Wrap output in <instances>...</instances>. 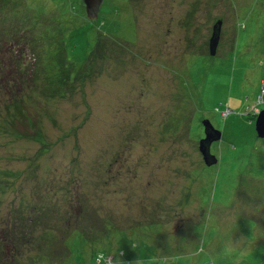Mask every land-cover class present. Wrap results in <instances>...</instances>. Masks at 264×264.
Segmentation results:
<instances>
[{
  "label": "rangeland",
  "instance_id": "374dc122",
  "mask_svg": "<svg viewBox=\"0 0 264 264\" xmlns=\"http://www.w3.org/2000/svg\"><path fill=\"white\" fill-rule=\"evenodd\" d=\"M10 1L25 16L49 13L48 25L61 34L53 30L57 37L51 32L45 43L38 24L27 35L22 15L15 20L22 28L18 44L12 46L10 33L0 48L3 71L22 73L25 86L14 88V98L28 93L40 100L35 106L47 103L54 113L53 119L41 113L40 138L34 127L21 134L8 123L10 95L0 94L6 122L0 121V218L10 204L29 211L36 199L57 201L61 214L80 204L83 231L111 248L98 264H264V138L253 120L264 108V0H103L94 20L83 0ZM95 35L103 56L72 84L31 77L43 69L44 56L52 59L55 40L78 65ZM10 72L2 74L8 87ZM37 82L49 99L30 93ZM204 120L221 132L210 146L217 157L211 166L198 150ZM7 172L17 184L3 185L11 181ZM50 219L29 225L30 235L21 222L19 264H81L76 247L53 263L62 253L49 249L53 237L41 236L50 225L60 237L58 227L74 219ZM104 219L116 232L125 230L128 241L107 232ZM135 224L144 226L137 236L129 230Z\"/></svg>",
  "mask_w": 264,
  "mask_h": 264
},
{
  "label": "trees",
  "instance_id": "16d2710c",
  "mask_svg": "<svg viewBox=\"0 0 264 264\" xmlns=\"http://www.w3.org/2000/svg\"><path fill=\"white\" fill-rule=\"evenodd\" d=\"M22 7L23 10H25V8L23 6H21L20 4H14L12 3L10 0H0V48L2 49H6L7 46V38H10V36H8L11 33V38H12V46L15 44H18L16 37H21L20 34H17L18 31H20L22 28L20 27L19 21H15L16 19H18L17 17H22L23 18L20 19L21 25L25 24V19L27 21V24L25 27H23V29L25 30H29V27H33L35 28L38 24L44 26V29H42V31H40V38H42V40H45V43L48 42L46 40H50L49 34H53V37H57L56 32H60L61 34V30L59 27L55 29H53V27H50V25H48L50 15L49 13L47 15H39L32 12L31 15H24L21 13L20 8ZM27 8V6H26ZM28 11H31L29 8H27ZM86 14V13H85ZM99 15V14H98ZM87 17V16H86ZM88 18V17H87ZM46 19H48L47 21H45ZM90 19V18H88ZM96 19V18H94ZM93 19V20H94ZM10 20L12 21V24L10 23ZM45 21V22H44ZM52 21H55V19L53 18ZM55 25V24H54ZM55 30V31H53ZM27 35H29V31L27 32ZM52 37V38H53ZM101 35H95V39H94V45L92 50L90 51V53L88 54V56L84 59V61L82 62V64H78L75 65V63L71 62L70 60H68L65 56H64V51L62 49V44L58 41L55 40L58 44V46L56 47V51L53 50L52 53H50L49 55H47V57H52V59L47 60L46 57H43L42 60V68L41 71L38 73V71L33 72L31 74L32 78H35V81H40L42 80L43 83H47L50 81H54L56 80V82L60 81V86L67 82H71V80L74 78H77V73L79 74L81 72V70H83V68H87L88 70H91V66L92 63L95 62L97 60V54L102 50H100V42H101ZM104 38H108L109 37H104ZM103 38V39H104ZM55 39V38H54ZM112 41L114 43H117L113 38ZM51 47V46H50ZM94 54V55H92ZM99 56H103V52L99 53ZM2 58V57H0ZM101 58V57H100ZM15 62V61H13ZM18 64H20L18 62ZM19 66V65H18ZM49 66L50 72L47 71V67ZM3 68L0 65V94L6 95L9 94V100H10V105L12 109V111L9 113V117H8V123L11 124V126H13L14 129L18 130L21 132V134H25V135H30L28 130L32 127L35 128V131L37 129V125L39 124V119L41 118V113L44 114V116H46L47 118L53 119L54 118V113L51 112L48 109V105L47 103L42 105L40 107L39 106H35L36 104H40V100H35L33 99V96H30L28 93H26V98L25 95H20L18 98H14V96H17L19 94L13 93L12 91L14 90V88H17L18 86H21L19 90L22 89V86H25V84L23 85V83L21 84V82H23V80L20 78V76L22 75V73L18 74V72H16L14 69H12L10 66L8 68L7 72L3 71ZM87 71V70H86ZM13 73L12 75H15L16 77H13L11 75V85H12V89H11V85L10 87L7 86V82H6V76L2 75L5 73ZM14 82H17V86H15ZM72 84V82H71ZM37 87L39 86V82H37V84L35 85V89L34 91H31L30 93H33V95L35 94H40L42 96H44V99H49L50 95L45 94L44 91H41L40 89H38ZM37 88V89H36ZM262 88H263V84L261 87V92H262ZM8 92V93H7ZM35 92V93H34ZM261 92L259 94V96H261ZM47 96V97H46ZM258 96V97H259ZM35 97V96H34ZM263 99V98H261ZM14 100V101H13ZM264 109V108H263ZM260 111V110H259ZM43 117V116H42ZM256 114H253V120H255L256 118ZM0 121L3 123L4 119L2 117V115L0 114ZM203 126V124H202ZM25 127V129H24ZM4 128V127H3ZM203 131H204V126H203ZM39 133V131H36V134H34V136H37ZM203 135V134H202ZM201 135V136H202ZM257 135V134H256ZM201 136L199 139H201ZM204 136V135H203ZM38 137V136H37ZM40 138V137H38ZM43 144H46L45 141L43 140L42 142ZM45 149V147H43ZM198 150H199V142H198ZM201 154V153H200ZM36 168V167H35ZM6 174H11V181L9 180L7 183V179L5 181H3V185L6 186H13V184H17L18 181L13 180V177L15 175H13V172L11 173H6ZM15 181V182H14ZM8 184V185H7ZM5 188L2 187V190H4ZM13 189V187H12ZM38 195V194H37ZM39 196V195H38ZM43 197V196H42ZM38 202H36V205L30 210H26V207L24 209H22V207L20 205L16 206L15 208L12 207V204L9 205V209L6 213V215L0 219H2V222L4 223V226L0 229V264H19L18 260H16V256L17 253L15 255V251L16 248L19 249L21 247L25 246V242L22 239V237L20 236L21 234H23V225H22V221H25V235H30V229L27 230L28 226L30 225V227L32 225H36V223L41 224L44 223L45 225V221L47 220H51L50 218L55 217L56 219L60 220V219H74V223H70L67 222L64 225H61V228L58 227V229H60L61 233H60V237H58L55 233H51L52 231H54L53 229H56L57 227H53L46 229L44 235L41 236L42 240H47L49 237H53V242L52 244H49V249L58 251H61V255H56V259L53 260V263L58 262V261H64L67 260V256L70 255V251H73V248L76 247L77 248V259L81 262H84L85 259L90 260L89 264H95V261L97 262L96 264L101 262V257L104 255L106 258L110 256L109 254V250H111V248L107 245L105 248H100L97 245L96 241L97 239L96 236H89V233L87 231H83V225H82V221L80 219H82V215L85 213V207L80 206V204H78V207L76 209V207L73 204H69L71 207V213L67 212L64 214H61L62 212H60V205L57 203V201L51 200V199H36ZM66 202V201H65ZM26 210V213H25ZM75 211V213H74ZM27 214V215H25ZM48 218V219H47ZM3 219H7V220H3ZM109 219V218H108ZM108 219H104L103 225L107 226V232L110 230H112V232L118 233L120 235V238H123L122 240L128 241L125 238L124 233L126 232L125 230H117L120 231L116 232L113 223L111 221H108ZM21 223V224H20ZM66 225H68V227H66ZM132 228H130V232L131 235H135L137 229H142L144 226L143 225H139L138 227H136V224L131 226ZM136 227V228H135ZM22 229V230H21ZM89 230V229H88ZM127 230V231H129ZM20 233V234H18ZM92 232H90L91 235ZM68 234V235H67ZM64 235V236H63ZM67 236V237H66ZM83 239L84 241L80 244V246H78L77 243V239ZM60 241V243H59ZM90 248V251L88 253V251L86 250V248ZM9 248V249H8ZM6 250H11V255H8L9 253L6 252ZM51 251V250H49ZM17 252V251H16ZM11 257V258H10ZM10 258V259H9ZM33 258V257H32ZM32 262V261H31ZM40 263V262H38ZM34 264V263H31Z\"/></svg>",
  "mask_w": 264,
  "mask_h": 264
},
{
  "label": "water",
  "instance_id": "95a60500",
  "mask_svg": "<svg viewBox=\"0 0 264 264\" xmlns=\"http://www.w3.org/2000/svg\"><path fill=\"white\" fill-rule=\"evenodd\" d=\"M86 16L90 19L97 18L103 0H83ZM221 28V20H217L212 28L209 39V54L213 55L218 43ZM264 99V94L262 96ZM204 137L199 141V151L205 164L211 166L217 163V157L210 152V146L214 141L220 140L221 132L215 129L209 120H204ZM255 131L259 138H264V109H261L255 119Z\"/></svg>",
  "mask_w": 264,
  "mask_h": 264
}]
</instances>
